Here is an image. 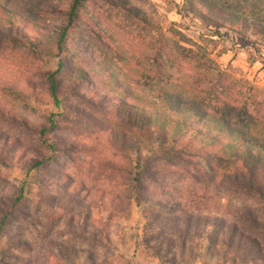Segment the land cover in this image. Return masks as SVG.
<instances>
[{
	"label": "rangeland",
	"instance_id": "374dc122",
	"mask_svg": "<svg viewBox=\"0 0 264 264\" xmlns=\"http://www.w3.org/2000/svg\"><path fill=\"white\" fill-rule=\"evenodd\" d=\"M7 1L50 30L20 24L52 54L0 39V251L7 253L0 264H264L260 175L251 189L214 162L164 155L105 110L106 96L89 99L87 84L67 77L100 57L142 94L162 87L189 95L264 138V29L180 17L182 0H90L68 31L79 49L54 75L56 108L46 81L58 66L51 31L67 26L72 0ZM133 7L145 22L128 13ZM90 77L105 95L103 77ZM12 83L26 92L13 94ZM36 162L43 164L31 170ZM245 210L263 226L250 224ZM194 218L220 226L204 234L189 227ZM8 237L30 250L12 249Z\"/></svg>",
	"mask_w": 264,
	"mask_h": 264
},
{
	"label": "trees",
	"instance_id": "16d2710c",
	"mask_svg": "<svg viewBox=\"0 0 264 264\" xmlns=\"http://www.w3.org/2000/svg\"><path fill=\"white\" fill-rule=\"evenodd\" d=\"M89 1L72 0L67 26L62 30L51 31L55 43L53 56L57 58L58 66L56 72L49 75L46 81L49 96L56 108L62 105V97L58 93V82L54 75L66 68L65 59L70 54V49H79L78 44L71 42L68 31L72 22L78 19L84 4ZM127 11L136 19L145 22L146 19L141 17L137 8L133 7ZM182 13L189 14L191 17L197 16L204 25L215 28L225 23L235 27L255 22V25L264 29V0H182L181 6L177 7V14L184 17ZM21 23L33 26L38 33L46 31L51 35L50 30L47 31L40 23L32 21L24 9L7 0H0V39H8L16 44L27 46L33 51L51 55L52 51L49 47L44 48L36 38L31 39L22 33L24 30ZM158 36L161 48H165L167 44L163 35L159 33ZM99 58L92 57V67L89 69L71 70L67 75L69 83L78 86L87 84L92 95L89 99L92 97L100 99L101 96H106L105 110L114 114L118 121L143 131L147 140L157 142L159 149L166 156L199 159L206 164L214 162L216 167L230 173L232 179L248 185L251 189L254 185L256 186V179L260 175L263 190L256 191L264 197L263 137L226 119L207 103L189 95L162 87H156L152 92L142 94L129 84L124 85L120 73L107 60ZM90 73L103 77L107 83V87L104 88L105 95H101V89L90 77ZM7 86L13 94L26 92V90L17 92L15 83ZM110 93L113 94L112 98L109 97ZM81 94L85 98L88 96V93ZM48 131V128L43 127L37 131V136L40 139L47 138ZM106 135L114 140L118 136L115 132H109ZM54 146L51 144V147ZM42 164V162H36L31 166V170ZM145 200L155 205L161 203L154 197ZM260 213L264 218V208L260 210ZM243 216L250 224L263 226L254 212L245 210ZM3 224L4 221H1L0 235ZM216 224L207 218H194L189 220L188 225L189 227L198 226V229L205 234L206 231L215 230L220 226ZM223 229L229 236L234 233L230 230L231 227ZM235 234H237L236 231ZM6 241L12 249L30 250L28 243L15 237H8ZM6 255L7 253L3 255L0 251V260Z\"/></svg>",
	"mask_w": 264,
	"mask_h": 264
}]
</instances>
